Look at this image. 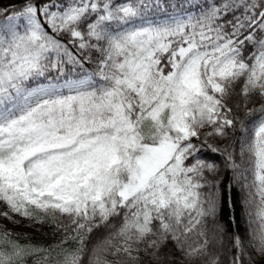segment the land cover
Listing matches in <instances>:
<instances>
[{"label": "trees", "instance_id": "16d2710c", "mask_svg": "<svg viewBox=\"0 0 264 264\" xmlns=\"http://www.w3.org/2000/svg\"><path fill=\"white\" fill-rule=\"evenodd\" d=\"M8 1L0 0V24L31 8L42 30L37 39L9 27L1 33L0 110L32 85L95 73L105 59L104 78L94 75L89 85L48 98L70 99L73 111L69 129L58 123L53 134L87 143L109 130L128 165L113 168L104 218L39 238L0 229V264H264V0H87L60 29L48 25L42 8L71 0ZM186 12L192 14L183 25L168 18ZM123 28L149 34L133 43L125 36L107 41ZM200 51L197 77L229 121L175 140L164 164L139 179L132 168L148 146L178 136L172 114L190 97L177 76ZM52 113L57 118L59 109ZM20 119L15 112L0 117V209L14 207L44 224L53 215L22 194L24 175L1 163L24 159L9 134ZM130 136L133 142L123 144ZM49 138L33 139L31 148Z\"/></svg>", "mask_w": 264, "mask_h": 264}, {"label": "rangeland", "instance_id": "374dc122", "mask_svg": "<svg viewBox=\"0 0 264 264\" xmlns=\"http://www.w3.org/2000/svg\"><path fill=\"white\" fill-rule=\"evenodd\" d=\"M86 3L87 0H71L68 5L62 6L59 3L50 2L44 5L41 12L46 14L44 19L49 26L60 29L72 21L78 11L83 10ZM7 4L9 5L10 1ZM190 16L191 13L172 14L168 18L173 19V22L180 26L186 23ZM7 27L10 28L9 30H26L30 38L32 37L31 39L39 38L42 30L35 17V12L31 8H26L21 13L8 15L4 19V22L0 24V43L2 42L1 33ZM130 32L115 31L114 35H108L107 41L113 37L119 39L125 36L123 40L126 43H133L137 38L141 39L149 34L145 29ZM0 51L5 53V49L1 46ZM203 55L204 52L192 53L178 73V82L190 97L181 100L172 114L173 128L178 132V136H166L162 143L148 146L146 152L138 158L133 167V169L138 168L137 178L144 179L160 168L173 153L175 140L188 139L191 135L196 134L198 127L216 122L228 123L229 118L226 116L225 110L215 98L204 92L197 78L196 64ZM100 63L95 74L104 78L106 76L104 70L106 60L102 59ZM91 77V75H87L80 82L70 80L72 81L70 84L67 80L58 84L60 86L58 88V85L53 83L35 85L22 92L10 105L11 110L20 111V116L24 118L15 120L12 130L9 132L10 135H15L18 138L22 146L18 150L20 153L24 149L31 148L32 140L41 135L48 133L50 142L40 145L38 149L32 151L33 154L28 152V158L23 162V165L16 158L11 159L9 156L1 163L12 168L16 174L24 175L25 183L22 187H18L53 217L42 224L40 219H30L15 209L4 207L0 209V229L11 226L16 231L22 232L23 236L31 234L35 237H42V234L51 233L57 226L72 225L77 227L86 222L97 221L107 214L106 197L111 190L109 181L113 176V168L117 164L128 165L123 154L124 145L113 140L109 130L103 139H94L87 143L79 142L74 139L72 134L54 135L53 129L58 123L64 126L65 130L69 129L70 116L73 111L70 109V99L57 97L54 102L48 100L52 92L59 93L64 89L75 91L91 81ZM193 96L198 100L190 102ZM183 102L189 103V105L182 106ZM31 103L33 108L38 109L37 119H34L33 116V119L31 118ZM55 107L59 109L57 118L52 113ZM80 111L82 110L80 109ZM64 119H66V123H64ZM133 139L130 136L123 144L133 142ZM242 179L244 180L242 183L248 187L244 172ZM123 185L127 190L132 186L127 183V180L123 182ZM124 186L123 189H125Z\"/></svg>", "mask_w": 264, "mask_h": 264}, {"label": "bare ground", "instance_id": "6f19581e", "mask_svg": "<svg viewBox=\"0 0 264 264\" xmlns=\"http://www.w3.org/2000/svg\"><path fill=\"white\" fill-rule=\"evenodd\" d=\"M68 83L70 84V83H72V81H69Z\"/></svg>", "mask_w": 264, "mask_h": 264}]
</instances>
